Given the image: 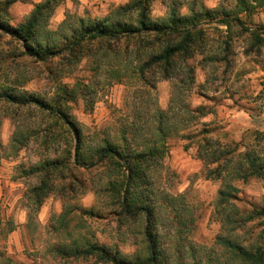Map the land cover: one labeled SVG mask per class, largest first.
Returning a JSON list of instances; mask_svg holds the SVG:
<instances>
[{
    "label": "rangeland",
    "instance_id": "374dc122",
    "mask_svg": "<svg viewBox=\"0 0 264 264\" xmlns=\"http://www.w3.org/2000/svg\"><path fill=\"white\" fill-rule=\"evenodd\" d=\"M46 1L28 0L12 6L10 26L25 23L35 5ZM131 1L64 0L47 22L46 29L55 32L66 19L71 22L79 18L103 19ZM240 1L157 0L150 5L149 16L153 23H161L174 4L183 16H188L193 7H205L220 14L235 12L244 9ZM260 1L248 0V9L241 16L243 28L249 33L236 24L231 29L216 23L204 27L203 52L188 61L195 69V84L190 89L184 79L186 75L179 71L171 80L149 74L148 80L156 83L157 89L150 93L147 89L141 90L143 84L133 71L137 56L127 55V44L114 45L115 51L109 58L105 57L109 46L93 45L89 55L69 69L62 58L37 65L19 57L21 45L0 34V93L3 88L15 86L20 93L52 101L57 97L58 86L75 87L77 100L64 101L65 108L84 127L92 146L104 136L119 140L120 127L128 117L133 122L139 111L148 115L145 117L149 122V113L154 111L155 104L180 115L186 105L205 106L213 112L169 140V153L154 172L162 195L160 201L165 203V199L174 198L177 208L189 211H184L183 220L188 221L185 226L175 218L173 206H163L155 230L165 264L231 263V255L221 239L249 247L261 242L264 219L244 223L237 218L264 207V180H237L233 173L225 174L224 181L209 180L197 146L181 137L190 134L199 139L204 129H211L215 142L238 144L236 159L251 155L264 160V4L260 6ZM251 34L260 36L262 43ZM137 48L138 44L131 43L129 53ZM127 64H130L128 68ZM50 70L53 75L49 74ZM52 124L37 109L17 111L16 107L0 103V254L12 260L5 263L1 259V264H100L94 259H63L53 252L55 247L73 242L80 247L99 243L128 262L146 260L151 254L147 218L120 217V206L108 193L100 192L105 191L108 182L104 171L76 170V175L66 172L63 181L54 180L56 189L42 207L35 209L29 196L41 178L27 177L25 173L45 161L64 159L63 152L67 150L65 138L55 144H44V131H53ZM18 128L25 132L37 129L38 135L17 152L12 141ZM75 176L83 186H76L72 193L69 188L75 184ZM225 183H231L239 193L233 207L224 209L218 203ZM91 209L99 214L98 218L82 214V210ZM64 214L69 221L66 230L60 224ZM231 219L239 223H231ZM190 221L193 222L189 224Z\"/></svg>",
    "mask_w": 264,
    "mask_h": 264
},
{
    "label": "trees",
    "instance_id": "16d2710c",
    "mask_svg": "<svg viewBox=\"0 0 264 264\" xmlns=\"http://www.w3.org/2000/svg\"><path fill=\"white\" fill-rule=\"evenodd\" d=\"M28 0H0V34L9 37L11 42L21 45L22 54L19 57L39 65H47L58 58L69 67L75 66L91 51V46L103 44L109 46V58L116 46L127 44V55L137 56L134 66L136 77L143 84L141 90L156 91V83L148 80L147 75L158 76L164 80H171L183 71L186 85L190 89L195 84V69L188 64L196 54L203 52L205 33L204 27L216 23L231 29L234 24L243 28L242 15L248 9V0H241L239 9L235 12L220 14L205 7H193L188 16L180 14L173 5L168 17L161 23L150 20V5L157 0H132L125 6L115 10L103 19L79 18L71 22L65 20L55 32L47 31L46 24L53 16L56 8L64 0H47L35 5L29 19L18 27L10 26V9L17 3ZM259 1V0H257ZM264 0L259 2L262 6ZM254 9V8H250ZM251 11V10H250ZM245 33L249 30L244 29ZM260 44V36L251 34ZM138 44L136 51H130V44ZM215 62L216 58H210ZM182 64H184L182 66ZM130 64L125 67L128 68ZM62 70L61 73H63ZM53 75V71H49ZM58 77V76H56ZM159 79V78H158ZM184 81V80H183ZM57 97L52 101L38 96L19 92L17 87L3 88L0 93V103H7L21 109H37L52 121L51 129L45 132V145L57 143L61 138L68 142L67 150L63 152L64 159L45 161L38 167L26 172L27 177H40L41 182L30 191V201L35 209H40L45 200L52 194L56 185L54 180H64L66 172L74 175V171L89 172L104 171L107 174L105 191L110 198L120 206V217L134 218L145 216L148 221L147 235L150 240L151 254L146 260L128 262L113 253L111 249L99 243H87L83 247L76 242L68 246H57L54 253L63 259H94L100 264H165L159 249L156 227L164 205L173 206L175 218L183 225H187L183 217L188 209L176 207V199H165L157 189L154 172L160 168L169 153V140L181 135L190 127L211 115L213 112L205 107H183V112L172 113L161 109L155 104L154 111L146 113L139 111L134 115V121L126 122L120 127L119 140L104 136L94 146L90 145L84 127L76 122L65 108V102L77 100L78 91L66 85L58 86ZM173 110V107L170 111ZM146 116V117H145ZM145 119V120H144ZM15 120V119H14ZM20 131V132H19ZM18 132V133H17ZM12 145L18 152L26 148L31 138L37 136L38 130L30 132L18 128ZM214 131L204 129L201 138L196 135L182 134V138L192 141L197 146L199 158L205 163L209 180L224 181L225 174L233 173L237 180L247 181L250 178L264 180V160L259 156L246 155L243 159H236L238 144L235 142L221 145L211 136ZM195 141V142H194ZM75 184L70 185V192L74 193L83 182L75 176ZM77 186V187H76ZM239 189L231 183H225L220 192L218 207H233ZM162 200V199H161ZM167 202V203H166ZM189 212V211H188ZM84 216L91 219L99 217L94 209L82 210ZM233 216V214H232ZM231 218V217H230ZM236 219V218H235ZM231 219V223H239ZM244 223H251L257 219H264V207L241 218ZM193 221H190L192 223ZM61 227L65 230L69 226L67 214L60 218ZM13 228L11 229V231ZM10 231V232H11ZM221 244L230 253L232 262L226 264H264V232L261 242L256 246H243L231 239H221ZM5 263H12L10 258L0 254ZM200 264V263H193Z\"/></svg>",
    "mask_w": 264,
    "mask_h": 264
}]
</instances>
